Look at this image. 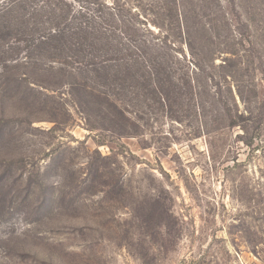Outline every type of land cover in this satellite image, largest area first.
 Here are the masks:
<instances>
[{
	"label": "rangeland",
	"instance_id": "1",
	"mask_svg": "<svg viewBox=\"0 0 264 264\" xmlns=\"http://www.w3.org/2000/svg\"><path fill=\"white\" fill-rule=\"evenodd\" d=\"M0 264H264V0H0Z\"/></svg>",
	"mask_w": 264,
	"mask_h": 264
}]
</instances>
